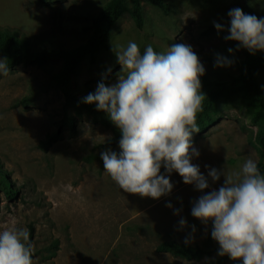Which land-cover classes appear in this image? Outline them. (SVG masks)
<instances>
[{
  "label": "rangeland",
  "instance_id": "obj_1",
  "mask_svg": "<svg viewBox=\"0 0 264 264\" xmlns=\"http://www.w3.org/2000/svg\"><path fill=\"white\" fill-rule=\"evenodd\" d=\"M108 1L0 0V27L27 35L33 51L71 49L87 40L92 18ZM165 1L168 14L144 2L142 29L126 10L111 29L108 48L97 53L95 63L83 58L66 87L57 80L63 66L59 57L42 65L6 61L8 75H0V230L33 231V264H216L214 256L188 260L156 247L171 239L201 244L208 225L191 215L193 204L219 190L224 175L240 171L247 159L259 165L261 154L253 144L257 128L249 121L241 92L222 96L217 121L191 140V162L209 187L199 191L162 166L160 174L170 178L173 189L159 199L123 192L104 171L101 153L120 152L119 144H106L114 124L94 116L84 103L99 83L118 82L121 66L113 49L123 50L130 41L141 54L147 46L167 53L173 45H189L207 78H238L241 61L254 54L225 39L230 35L228 12L240 8L264 18V2ZM218 55L231 63L216 66ZM0 58L7 55L0 51ZM258 81L264 91V65ZM49 135L53 140L45 148L42 142ZM212 168L222 173L218 181L208 175ZM6 188L17 190L14 199ZM182 219L186 224H180Z\"/></svg>",
  "mask_w": 264,
  "mask_h": 264
},
{
  "label": "clouds",
  "instance_id": "obj_2",
  "mask_svg": "<svg viewBox=\"0 0 264 264\" xmlns=\"http://www.w3.org/2000/svg\"><path fill=\"white\" fill-rule=\"evenodd\" d=\"M228 16L226 40L238 42V49L253 54L264 51V18L245 14L240 8L230 10ZM215 27L221 30V25ZM113 50L121 66L118 82L111 86L99 83L95 93L84 98V103L96 104L98 111L106 112L121 133L120 152L101 153L104 171L123 192L152 199L173 189L170 178L160 174L162 166L199 191L208 188L189 152L192 133L199 131L196 121L205 98L200 80L205 69L197 54L186 44L173 45L167 53L147 46L141 54L131 41L123 50ZM6 61L0 58V75H8ZM230 63L217 56L216 66ZM192 154L199 155L195 149ZM221 174L215 168L208 172L214 182ZM224 176L223 186L202 195L191 215L205 225L212 223L211 237L219 244L220 256L242 264H264V175L249 158L240 171ZM32 256L26 228L0 230V264H33Z\"/></svg>",
  "mask_w": 264,
  "mask_h": 264
},
{
  "label": "trees",
  "instance_id": "obj_3",
  "mask_svg": "<svg viewBox=\"0 0 264 264\" xmlns=\"http://www.w3.org/2000/svg\"><path fill=\"white\" fill-rule=\"evenodd\" d=\"M40 1L45 2L47 0ZM262 1L264 2V0ZM144 2L160 9L165 14L169 13V6L165 0H109L92 18V33L79 46L59 51L48 49L33 51L31 49V40L27 35L21 34L18 30L0 27V51L7 55V62L10 65L19 62L42 65L52 58H61L63 66L57 74V80L63 84V87H66L70 84L83 58L88 57L91 63H95L97 53L101 49L108 48L111 29L126 10L130 12L136 28H143L145 22ZM262 65H264V51H256L254 55H250L241 61V71L236 80H210L205 75L200 77L201 91L205 94V98L203 110L198 113L196 121L199 131L192 133L191 140L196 135L206 133L217 121L219 99L222 96H228L235 90H239L244 106L249 114V121L257 128L253 144L261 154L258 168L260 173L264 175V91L258 81V71ZM87 108L94 116L101 117L104 121H111L107 113L105 114L104 111L97 110L96 104H88ZM120 139L121 133L113 125V135L106 141V144H119ZM52 140V136L49 135L47 140L43 141L42 144L47 148ZM5 192L12 199L17 194V190L13 188H6ZM207 225V234L201 244H191L171 239L159 243L156 250L188 260L200 259L204 256H214L216 264H226L229 261L232 264H242L241 261L231 260L227 255L220 256L218 254L219 244L211 237L212 223L209 222ZM29 234L32 244L33 231L30 230ZM54 247L57 248V243H54Z\"/></svg>",
  "mask_w": 264,
  "mask_h": 264
}]
</instances>
